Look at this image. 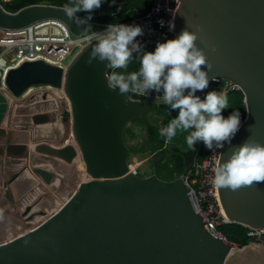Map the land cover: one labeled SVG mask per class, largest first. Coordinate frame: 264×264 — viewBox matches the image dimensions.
I'll use <instances>...</instances> for the list:
<instances>
[{
  "label": "water",
  "instance_id": "water-1",
  "mask_svg": "<svg viewBox=\"0 0 264 264\" xmlns=\"http://www.w3.org/2000/svg\"><path fill=\"white\" fill-rule=\"evenodd\" d=\"M174 24L176 37L202 29L209 83L227 79L244 93L232 146L264 144V0H180ZM90 25L63 7L0 4V264H264L263 247L231 248L195 213L182 176L202 142L171 145L184 160L178 179L129 171L130 121L155 107L177 112L111 90L105 63L86 62L106 28ZM219 189L233 223L264 229V182Z\"/></svg>",
  "mask_w": 264,
  "mask_h": 264
},
{
  "label": "clouds",
  "instance_id": "clouds-1",
  "mask_svg": "<svg viewBox=\"0 0 264 264\" xmlns=\"http://www.w3.org/2000/svg\"><path fill=\"white\" fill-rule=\"evenodd\" d=\"M106 2L108 0H72L71 6H65V13L77 25L90 27L93 12ZM114 4L116 0H111L110 6ZM80 12L86 15L77 16ZM171 17L167 22L169 31L175 28V14L171 13ZM158 23L165 26L163 20ZM200 31L199 26L196 31L186 27L177 37L172 34L176 38L157 42L155 50L147 52L137 40L144 35L142 26L109 23L103 32L97 33L86 62L105 63L106 69L110 70L106 80L111 90L118 89L120 94L157 93L170 112H177L161 131V135L167 138L165 147L178 130L189 132L186 142L190 149H194L197 142H202L211 152L231 146L229 158L215 169L212 184L216 188L235 191L253 182H264V144L252 139L238 146L231 144L242 121L236 108L227 117L223 115V111L230 107L227 94L211 90L203 98L197 95L208 89V72L212 67L203 49L196 44ZM133 59L139 61V69L128 72ZM201 66H205L204 69Z\"/></svg>",
  "mask_w": 264,
  "mask_h": 264
},
{
  "label": "built area",
  "instance_id": "built-area-1",
  "mask_svg": "<svg viewBox=\"0 0 264 264\" xmlns=\"http://www.w3.org/2000/svg\"><path fill=\"white\" fill-rule=\"evenodd\" d=\"M5 1L6 0H0V4L3 5L2 2ZM32 5L54 6L48 3ZM123 5L124 2H121L116 8L111 10L102 9V11L99 13L104 16L110 15L111 17H117L121 13ZM179 5L180 0H154L147 12L143 13L140 10H137L136 13L129 19L119 23L127 25L136 24L142 26L144 29V35L137 37V40L143 44L144 48L149 45H156L157 42H165L168 37L173 34V31L168 30L167 22L172 18L171 13L175 14L176 16ZM157 9L159 10L157 11ZM126 13H128V11ZM161 20L165 22L164 27H161L158 23V21ZM89 23L99 26H107L109 24L96 21H90ZM109 72L110 70L107 71V75ZM211 90H217L228 95L232 91L241 89L237 84L230 80L217 78L209 83L208 89H205L203 92H198L197 95H200L201 98H203L204 94ZM127 95H129V97L133 100L163 103L160 94L157 93H152L149 95L127 93ZM167 143L168 141L166 144ZM223 150H218L217 152L209 151L203 158H198V154L191 170L184 177V181L187 186L188 197L195 213L202 217L203 222H207L204 224L205 229L212 236L219 239L229 247L242 249L244 247H242L239 242L230 239L223 231L224 225H230L233 224V222L225 212L220 197V189L216 188L212 184L214 172L215 169L220 165ZM149 157H152V155H149ZM149 157L145 159V161H148ZM141 163L142 162L138 161L136 157L133 161L130 160V171L138 175ZM245 228L247 229L248 237L252 239L251 243L256 242L258 244L264 245V229H253L250 227Z\"/></svg>",
  "mask_w": 264,
  "mask_h": 264
},
{
  "label": "trees",
  "instance_id": "trees-1",
  "mask_svg": "<svg viewBox=\"0 0 264 264\" xmlns=\"http://www.w3.org/2000/svg\"><path fill=\"white\" fill-rule=\"evenodd\" d=\"M71 2L72 0H10V1H5L3 3V6L7 11L17 12L21 8L32 5V4L48 3L54 6L65 8V6H71ZM110 2L111 0H108V2L102 4L99 9L95 10L93 12V19L91 21H96V22L105 23V24L119 23V22L129 19L132 15L136 13L137 10H140L143 13L147 12L149 8L151 7V5L153 4L154 0H116V4L111 5V6H110ZM121 2H124L123 9L117 17H111L110 15L104 16L99 13L100 11H102V9H105V8H110V9L116 8L117 5L120 4ZM127 11L128 13H126ZM77 15L80 17H84L86 13L80 12V13H77ZM174 38H176L174 35H170L167 40L174 39ZM155 47L156 45H149V46H146L143 50L147 52H152L155 50ZM138 69H139V61L136 59H133L130 62L127 71L128 72L138 71ZM117 71H123V70H117ZM227 97L229 100L230 107L223 111V115L227 117L233 111V108H236L241 113V121H244L245 118L247 117V106L245 103L244 93L241 90L232 91L227 95ZM170 116L171 115L169 113L166 114L165 122H169ZM136 119L137 120L139 119L141 121V118H136ZM146 120L144 119L145 122L141 121L140 123H142L141 125L143 127H146L147 133H149L148 126L146 125ZM64 121L67 122L68 118H64ZM155 131H156V128H155ZM136 150L137 149H135V151ZM209 151L210 150L206 149L204 144L202 143L198 157L203 158ZM179 158L180 160L175 162V166L179 169L180 174H182L184 171V160H183V157L181 156ZM223 231L230 239L236 242H239L242 247H245L251 243V239L247 235V229L244 226H241L236 223H233L230 225H224Z\"/></svg>",
  "mask_w": 264,
  "mask_h": 264
},
{
  "label": "rangeland",
  "instance_id": "rangeland-1",
  "mask_svg": "<svg viewBox=\"0 0 264 264\" xmlns=\"http://www.w3.org/2000/svg\"><path fill=\"white\" fill-rule=\"evenodd\" d=\"M3 3L4 2H2V4ZM148 111L150 112L145 114L146 117H148V121H146L149 124L154 125L156 131L155 133L147 134L146 127H143L141 125L142 123H140L141 121L145 122L143 118H141V121L139 119L137 120L136 118L130 121L131 123L128 124L130 126L129 128H126L124 134L126 145L130 148L129 161H133L136 157L138 161L142 162L139 168L138 175L147 177L153 174L156 170V174L160 179L166 181L175 180L179 178L182 174H180L179 169L175 166V162L170 157H180V155L177 153L170 152V147L171 145H176L177 147H180L185 150L187 145L186 137L188 136L189 132L181 130L177 131L173 139L167 144L169 148H165L162 151L163 158L158 162L156 167L153 158L158 153H154L155 155L153 156V158L149 157V155H152V152L159 151V149L162 147V144L167 140L165 136L161 135V131L159 130L162 126V124L159 122V120L161 119L159 114L162 117L166 118V114H168V112L157 107L151 108ZM143 143L148 144V150L146 152L139 150ZM135 149L137 150L135 151ZM148 157L149 160L145 161V159H147Z\"/></svg>",
  "mask_w": 264,
  "mask_h": 264
},
{
  "label": "flooded vegetation",
  "instance_id": "flooded-vegetation-1",
  "mask_svg": "<svg viewBox=\"0 0 264 264\" xmlns=\"http://www.w3.org/2000/svg\"><path fill=\"white\" fill-rule=\"evenodd\" d=\"M150 111H146V113L145 114H147V113H149ZM159 116L161 117V119L159 120V122L162 124V126H161V128H160V130L161 129H163L168 123H170L171 122V119H172V117L170 116V119H169V117H168V119H169V122H165V120H166V118H163L160 114H159ZM145 117H146V115H145ZM146 119H148V117H146ZM148 121V120H147ZM131 123V122H130ZM129 126L130 125H128L126 128H129ZM125 131H126V129H125ZM162 131V130H161ZM146 132H147V129H146ZM148 134V133H147ZM162 148V149H161ZM160 149H159V151H156V152H152V157L151 158H153V156L155 155L154 153H158V154H161L162 155V151L165 149V148H169V146H167V147H165V145H164V143L162 144V147H161ZM180 148V147H179ZM189 148V146L188 145H186V149L185 150H187ZM181 150H183L184 151V149H182V148H180ZM177 154H179L181 157H182V155L180 154V153H177ZM156 156V155H155ZM173 156H175V155H173ZM174 162H177L178 160H180V158L179 157H170Z\"/></svg>",
  "mask_w": 264,
  "mask_h": 264
},
{
  "label": "bare ground",
  "instance_id": "bare-ground-1",
  "mask_svg": "<svg viewBox=\"0 0 264 264\" xmlns=\"http://www.w3.org/2000/svg\"><path fill=\"white\" fill-rule=\"evenodd\" d=\"M113 9H114V8H113ZM107 10H111V9L108 8ZM128 96H129V95H128ZM130 99H131V98H130ZM132 100H133V99H132ZM172 119H173V118H172ZM168 124H169V123H168ZM168 124H167V125H168ZM146 125H147V121H146ZM200 148H201V147H200ZM199 152H200V151H199ZM205 156H206V155H205ZM198 158H199V157H198ZM194 162H195V161H194ZM220 162H221V161H220ZM193 164H194V163H193ZM192 166H193V165H192ZM191 168H192V167H191ZM190 170H191V169H190ZM190 170H189V171H190ZM129 171H130V169H129ZM130 172H131V171H130ZM131 173H132V172H131ZM188 173H189V172H188ZM133 174H134V173H133ZM182 174H183V173H182ZM151 175H152V174H151ZM140 176H141V175H140ZM181 176H182V175H181ZM181 176H180V177H181ZM185 176H186V175H185ZM185 176H182L183 179H184ZM180 177H179V178H180ZM177 179H178V178H177ZM251 241H252V239H251ZM251 244H253V245H257V246H261V247L264 248V245L258 244V243H256V242H255V243H250V245H251ZM247 246H249V245H247ZM247 246H245V247H247ZM245 247H244V248H245ZM240 249H241V248H240ZM242 249H243V248H242Z\"/></svg>",
  "mask_w": 264,
  "mask_h": 264
}]
</instances>
